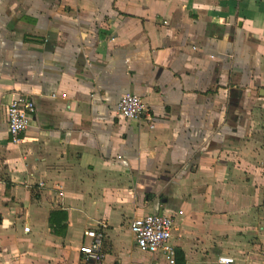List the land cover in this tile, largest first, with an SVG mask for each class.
<instances>
[{"label": "crops", "instance_id": "crops-1", "mask_svg": "<svg viewBox=\"0 0 264 264\" xmlns=\"http://www.w3.org/2000/svg\"><path fill=\"white\" fill-rule=\"evenodd\" d=\"M147 214L178 264H264V0H0V264H166L129 231Z\"/></svg>", "mask_w": 264, "mask_h": 264}, {"label": "built area", "instance_id": "built-area-1", "mask_svg": "<svg viewBox=\"0 0 264 264\" xmlns=\"http://www.w3.org/2000/svg\"><path fill=\"white\" fill-rule=\"evenodd\" d=\"M35 110L34 101L30 97L21 96L13 100L7 107V129L10 143L18 145L23 140V135L28 129L32 114ZM116 112L125 119L138 120L149 118L148 109L143 100L133 94L120 96ZM150 120V119H148ZM152 127V124L150 125ZM42 186V183H40ZM107 226L100 225L97 230L85 233L91 242L81 246L79 252L87 259L100 262L102 254V241ZM130 233L134 236L137 248L149 254L160 253L166 264H178L175 258V247L172 243L174 231L173 218L166 214H147L133 218L128 225ZM24 232L29 228L25 227ZM217 264H234V259L228 256H219Z\"/></svg>", "mask_w": 264, "mask_h": 264}]
</instances>
